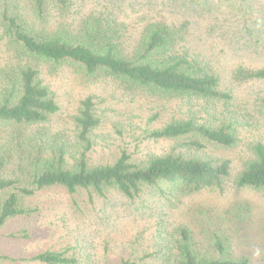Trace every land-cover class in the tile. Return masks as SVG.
<instances>
[{
    "label": "trees",
    "instance_id": "obj_1",
    "mask_svg": "<svg viewBox=\"0 0 264 264\" xmlns=\"http://www.w3.org/2000/svg\"><path fill=\"white\" fill-rule=\"evenodd\" d=\"M76 1L0 0V232L13 220L31 218L37 207L29 201L47 190L62 188L89 203L119 195L159 214L164 226L152 253L122 257L119 264H254L233 238L241 225L250 229L261 222L264 231V213L245 200L221 210L214 222L211 217L194 227L172 222L186 200L203 192L222 194L229 182L238 191L264 194V142L249 146L236 175L224 155L239 144L235 119L213 122L198 109L176 108L145 132L146 139L171 142L164 154L139 159L122 149L111 162H94L102 120L88 96L80 102L72 142L51 133L60 108L45 82L47 70L75 68L157 103L191 106L233 98L222 87L219 69L202 63L205 52L189 45L193 31L186 23L151 19L139 34L125 37L115 30L111 12L81 14ZM235 72L264 81V66ZM259 105L264 113V97ZM28 261L81 262L70 247L41 251Z\"/></svg>",
    "mask_w": 264,
    "mask_h": 264
},
{
    "label": "rangeland",
    "instance_id": "obj_2",
    "mask_svg": "<svg viewBox=\"0 0 264 264\" xmlns=\"http://www.w3.org/2000/svg\"><path fill=\"white\" fill-rule=\"evenodd\" d=\"M85 14L111 12L115 30L129 37L139 34L153 20L186 23L192 29L189 45L205 52L201 56L209 69H219L222 87L232 95L230 102L210 101L157 103L143 95H132L118 83L89 76L75 68L45 71L44 79L56 95L59 112L52 119L51 133L74 138L82 99L92 96L102 120L96 130L94 162H111L122 149L143 159L164 154L171 142L146 139V130L158 127L174 109H198L203 119H235L239 144L224 152L232 159L234 175L250 153L249 146L264 142V81L236 77L241 67L255 70L264 66V0H77ZM108 8V9H106ZM258 20V23H256ZM181 111V110H179ZM74 135V136H73ZM70 136H73L72 138ZM64 138V136H62ZM70 137V138H69ZM245 200L264 213V194L238 191L234 182L223 193L203 192L186 200L173 213L176 225L200 226L216 221L220 211ZM36 213L31 218L10 222L0 232V264H31L28 259L44 250L72 248L80 264H119L122 257L144 258L157 245L161 217L119 195L89 203L84 196H71L56 188L38 193L29 201ZM211 217V221L209 218ZM241 225L235 232V248L251 255L254 264H264V231ZM245 228V229H243ZM6 256L9 259L4 260Z\"/></svg>",
    "mask_w": 264,
    "mask_h": 264
}]
</instances>
